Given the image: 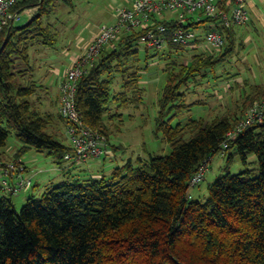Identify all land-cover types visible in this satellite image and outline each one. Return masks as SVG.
Here are the masks:
<instances>
[{"label":"trees","instance_id":"trees-1","mask_svg":"<svg viewBox=\"0 0 264 264\" xmlns=\"http://www.w3.org/2000/svg\"><path fill=\"white\" fill-rule=\"evenodd\" d=\"M62 1L72 5L74 0ZM54 6L55 0H18L12 11H37L27 22L0 32V148L14 131L22 142L14 154L17 160L35 148L60 164L72 151L61 133L50 131L54 120L65 119L36 106L32 96L38 85L26 79L32 40H56L45 21ZM155 22L169 29L177 26L175 20ZM218 26L224 35L233 27ZM143 33L133 29L105 44L76 82L74 101L82 124L106 135L108 143L107 120L119 115L111 105L142 101L143 68L138 62ZM228 40L227 35L221 51L196 53L186 63L180 58L187 48L170 37L152 55L145 46L146 63L157 56L166 60L156 126L171 151L150 153L136 163L129 158L107 176L45 186L40 197L29 196L20 210L12 193L2 196L0 264H264V120L244 128L225 148L226 133L241 116L188 117L173 124L192 104L185 102L182 87L226 58L233 50ZM218 151L227 153L229 162L238 156L244 168L218 175L206 196L192 198L190 178ZM250 154L257 156V173L248 167Z\"/></svg>","mask_w":264,"mask_h":264},{"label":"rangeland","instance_id":"rangeland-1","mask_svg":"<svg viewBox=\"0 0 264 264\" xmlns=\"http://www.w3.org/2000/svg\"><path fill=\"white\" fill-rule=\"evenodd\" d=\"M123 1L74 0L72 5H67L62 0H55L54 11L46 17L45 21L51 25L56 34V40L53 44H44L37 39L32 40L29 50L30 68L26 74V79L35 80L38 85L36 93L32 96V101L42 112L55 114L59 112V107L62 104L59 82L65 71L74 60L79 57L81 59L86 53V48L93 39L92 37L87 42L90 36H95L94 34L99 31L102 25H111L115 22V10ZM36 11V8L21 11L20 19L16 23L27 22ZM233 26L238 43L244 35H251L252 41L245 43L242 48L238 45L234 52L228 54L224 60L217 62L213 68L204 69L201 74L182 87L181 90L185 92V102L192 104L189 109L180 114L178 119L173 121V124L188 117H202L211 120L225 113V107L239 111L241 105L246 107L243 114L241 110L239 112V117L243 118L246 110L250 107V103H243L244 96L251 92L252 82L264 80V40L261 37L264 34V22L254 19L253 23L248 21L245 24ZM85 42L87 44L84 46ZM144 47L145 45L141 43L138 62L143 68L140 81V87L143 89L142 101L139 104L130 102L119 108L116 107V104L111 105L112 113L119 114L115 118L107 120L112 146L108 143L107 136L97 131L102 136L107 148L109 147L111 150L106 155L111 156L114 152L116 153L112 161L107 160L105 167H100V172L106 176L111 173L114 167L124 164L129 158L136 163L139 157L147 158L150 153L168 154L171 151V145L164 139L162 133L157 131L156 126V116L159 112L158 103L166 83V74L163 71L166 60L157 56L146 63ZM238 50L243 52L240 53ZM155 52V49L150 47L147 53L152 55ZM200 52V47L187 48L185 55L180 60L186 63L192 55ZM239 75L241 78L247 79L246 84L242 83L239 84L240 86H236L238 83L234 78ZM225 84L228 87L232 86L236 93L230 94L226 90L223 91ZM114 89L115 91L120 90L118 83L114 84ZM66 128V119L65 122L56 119L51 125L50 131L61 133L62 141L65 144H71ZM113 145L116 146L113 147ZM21 146L22 142L16 137L14 131H11L6 144L0 148V166L11 168L12 164L17 161L14 154ZM248 160L250 161L248 167L256 169L257 173V156L250 154ZM18 162L25 167L23 176L30 178L32 183L38 182L36 191L29 189L12 194V202L18 210L25 204L29 196L40 197L45 186H54L64 180L90 176L87 163L82 164L85 161L65 160L59 164L53 155L35 148H29L23 152L18 157ZM243 168L244 165L238 156H234L229 162L228 154L218 151L208 162L202 181L195 187H190L191 197L194 199L203 198L208 194L209 185L218 175L228 171L237 173ZM3 176L0 167V198L10 194L1 188ZM47 176L51 178V183L47 182L48 179L43 180ZM9 177V182H12L14 179L11 178V174Z\"/></svg>","mask_w":264,"mask_h":264},{"label":"built area","instance_id":"built-area-1","mask_svg":"<svg viewBox=\"0 0 264 264\" xmlns=\"http://www.w3.org/2000/svg\"><path fill=\"white\" fill-rule=\"evenodd\" d=\"M18 0H0V32L20 19L19 11H12ZM203 17L211 21H202ZM156 18L175 20L177 26L169 29ZM249 21L246 0H133L130 7L118 6L115 10V22L102 25L89 42L86 53L73 61L59 82L61 102L59 113L67 120L66 132L72 151L65 155L66 160L87 161L100 158L108 153L102 136L85 127L75 106L76 82L84 72V66L92 62L102 47L124 32L143 29L140 42L145 46L162 49L167 37L186 48H201L200 53H215L225 46V35L218 25L231 27ZM192 23V24H189ZM169 35V36H168ZM264 120V97L254 101L246 110L243 118L226 133L222 147L247 126ZM208 161L190 178V187L198 185L203 177ZM4 174L1 188L16 194L31 188V179L23 176L25 167L18 162L12 167H1ZM14 179L9 182V175ZM15 177V178H13Z\"/></svg>","mask_w":264,"mask_h":264},{"label":"crops","instance_id":"crops-1","mask_svg":"<svg viewBox=\"0 0 264 264\" xmlns=\"http://www.w3.org/2000/svg\"><path fill=\"white\" fill-rule=\"evenodd\" d=\"M132 2H133V0H124L123 3L119 4L118 6L130 7ZM246 3H247V7H248L247 11L249 10L248 15L250 13L249 21L251 23H253L254 19H256L258 21L260 20V21L264 22V0H246ZM226 34H227V32H225V38H227V35H228V37H230L231 40H228V43L231 45V47H233V50L230 53H233L234 50L238 47V45L240 46V48H242V47H244L245 43L247 44L250 41H252V39H253L251 35H244L242 40H240L239 43H238L237 42L238 41L237 40L238 37L236 35V31L234 29V26L230 29V32L227 35ZM92 37H93V35L88 38L87 42H89ZM261 37L264 40V34H262ZM87 42H85L84 46L87 44ZM238 51H240V53L243 52L242 50H238ZM230 53H228V54H230ZM234 79H235V82L238 83V85H236V86H240L239 84H242V83L243 84L247 83V79L241 78L240 75L235 77ZM250 87H251V92H248L244 96L243 103H248L252 99L256 100L257 97H260V96L264 95V80H260L258 82L254 81V83L252 82ZM224 90H226V92H229L230 94L232 92L236 93L234 88L232 86L228 87L227 84L224 85L223 91ZM224 109L226 111L223 114H229V115H234V116H239L240 110H241V113L243 114V112L245 110L244 106L242 107V105H241L239 111L233 110L231 107L230 108H226L225 107ZM241 113H240V115H242ZM107 150H108V152H111L109 147L107 148ZM115 156H116L115 152L111 156H107V155L103 154L100 158H97V159L96 158L95 159L92 158V159H89V160H87L85 162H82V164L83 163H87V166H88L87 168L90 170V176H92V177H100V176L104 175L103 172H100L101 171L100 167L101 166L105 167L106 161L107 160H111L112 161ZM122 161H124V160H122ZM74 164H76V163H74ZM98 169H100V170H98ZM43 180H47L48 183L52 182L51 178H49L48 176L44 177ZM37 185H38V182L37 181L34 182L32 190L36 191L37 190L36 189Z\"/></svg>","mask_w":264,"mask_h":264},{"label":"bare ground","instance_id":"bare-ground-1","mask_svg":"<svg viewBox=\"0 0 264 264\" xmlns=\"http://www.w3.org/2000/svg\"><path fill=\"white\" fill-rule=\"evenodd\" d=\"M70 161V160H69Z\"/></svg>","mask_w":264,"mask_h":264}]
</instances>
